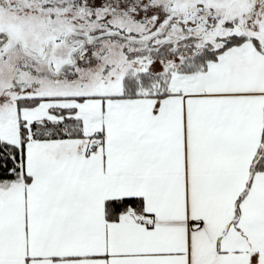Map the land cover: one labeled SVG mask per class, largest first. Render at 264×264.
Returning a JSON list of instances; mask_svg holds the SVG:
<instances>
[{
    "label": "snow or ice",
    "instance_id": "snow-or-ice-1",
    "mask_svg": "<svg viewBox=\"0 0 264 264\" xmlns=\"http://www.w3.org/2000/svg\"><path fill=\"white\" fill-rule=\"evenodd\" d=\"M0 264H264V0H0Z\"/></svg>",
    "mask_w": 264,
    "mask_h": 264
}]
</instances>
